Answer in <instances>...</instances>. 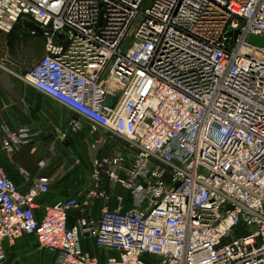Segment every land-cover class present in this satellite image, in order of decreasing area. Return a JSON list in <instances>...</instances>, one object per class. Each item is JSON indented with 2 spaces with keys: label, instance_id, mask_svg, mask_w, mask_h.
Listing matches in <instances>:
<instances>
[{
  "label": "built area",
  "instance_id": "obj_1",
  "mask_svg": "<svg viewBox=\"0 0 264 264\" xmlns=\"http://www.w3.org/2000/svg\"><path fill=\"white\" fill-rule=\"evenodd\" d=\"M24 19L46 52L18 77L75 113L70 132L88 123L125 148L97 153L93 187L40 219L49 181L22 192L0 164V263L4 241L33 234L55 264H101L83 237L118 252L105 264H264V48L249 40L264 35V0H0V32ZM38 134L0 123L8 154ZM104 176L132 205L119 196L94 218ZM73 209L85 214L69 226Z\"/></svg>",
  "mask_w": 264,
  "mask_h": 264
},
{
  "label": "crops",
  "instance_id": "obj_2",
  "mask_svg": "<svg viewBox=\"0 0 264 264\" xmlns=\"http://www.w3.org/2000/svg\"><path fill=\"white\" fill-rule=\"evenodd\" d=\"M15 35L13 32H0V59L3 62L14 52H25L26 46L14 51ZM18 36L26 43L30 38L35 41L43 37L24 29ZM5 64L7 69L0 68V123L6 122L13 130L28 127L39 134L30 145L16 154L6 153L0 143V164L22 192H26L35 179L49 181V191L40 193L36 198L35 214L40 219L46 207L73 197L82 199L94 184L91 167L94 156L97 153L101 156L119 154L125 148V141L113 132L99 130L92 134L88 123L79 131L70 132L69 123L75 113L18 77L27 71L9 68L8 61ZM97 139L101 143L96 150H92L90 146ZM41 161H45L44 166H40ZM100 186L106 196L93 200L88 208V214L92 217L99 218L106 207L115 210L119 206V196L124 199L125 209L132 205L130 193L119 184H112L106 176L102 178ZM84 214L81 209L70 211L68 225L77 224ZM3 246L6 259L0 264H55L59 254L58 251L41 249L33 234H24L14 242L6 240ZM81 246L101 264L112 256H118L117 251L97 246L90 237H83Z\"/></svg>",
  "mask_w": 264,
  "mask_h": 264
},
{
  "label": "rangeland",
  "instance_id": "obj_3",
  "mask_svg": "<svg viewBox=\"0 0 264 264\" xmlns=\"http://www.w3.org/2000/svg\"><path fill=\"white\" fill-rule=\"evenodd\" d=\"M21 29H24V31H29L25 28L23 22L18 25V27L13 30L12 32L15 35V38L13 40L15 47L14 51L19 48L20 50L23 48L22 46H26L24 54L22 52L16 54L14 52V55H11L8 57V59H4L5 61L3 62L2 59H0V63L7 68L5 62L8 61L9 63V68H13L16 70H25L28 71L31 69L38 61L39 59L45 54L46 52V39L45 37H39L38 40L33 41L32 38L28 39L27 43L26 41L24 42V39H21L19 37V33H21ZM30 32V31H29ZM45 48V51H44Z\"/></svg>",
  "mask_w": 264,
  "mask_h": 264
},
{
  "label": "water",
  "instance_id": "obj_4",
  "mask_svg": "<svg viewBox=\"0 0 264 264\" xmlns=\"http://www.w3.org/2000/svg\"><path fill=\"white\" fill-rule=\"evenodd\" d=\"M23 24L25 28L35 34L43 35L45 33V30L40 27L38 24H36L34 21L30 19H24ZM232 32H229L227 34V37L230 36ZM239 31H235V35H238ZM249 40L251 43L255 44L257 47L264 48V35L258 36V35H250ZM109 103H111L109 101Z\"/></svg>",
  "mask_w": 264,
  "mask_h": 264
},
{
  "label": "trees",
  "instance_id": "obj_5",
  "mask_svg": "<svg viewBox=\"0 0 264 264\" xmlns=\"http://www.w3.org/2000/svg\"><path fill=\"white\" fill-rule=\"evenodd\" d=\"M23 22V20H19V22H18V24L16 25V27L14 28V30L18 27V25L20 24V23H22Z\"/></svg>",
  "mask_w": 264,
  "mask_h": 264
}]
</instances>
